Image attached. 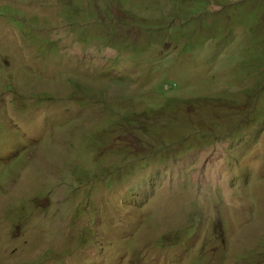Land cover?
Masks as SVG:
<instances>
[{
    "label": "rangeland",
    "instance_id": "rangeland-1",
    "mask_svg": "<svg viewBox=\"0 0 264 264\" xmlns=\"http://www.w3.org/2000/svg\"><path fill=\"white\" fill-rule=\"evenodd\" d=\"M253 43L264 0H0V264H264Z\"/></svg>",
    "mask_w": 264,
    "mask_h": 264
},
{
    "label": "clouds",
    "instance_id": "clouds-1",
    "mask_svg": "<svg viewBox=\"0 0 264 264\" xmlns=\"http://www.w3.org/2000/svg\"><path fill=\"white\" fill-rule=\"evenodd\" d=\"M77 85H79V84H77ZM166 91V90H165ZM171 102H173V101H170V102H167V101H165L164 102V104H163V106H165V109L168 111V109L171 107V105L169 104V103H171ZM172 114V113H171ZM126 117H128V116H125V119H127ZM132 118H133V116H132ZM207 120H211V119H203L202 120V123L203 122H205V121H207ZM214 130L210 133V135H208V136H210V138H212L211 140H212V142H213V140H214V143L215 142H217L218 140H221V139H223V138H234V137H232V133H234L233 132V129L232 130H229V129H227L225 132H224V127H223V124H222V122H221V120L220 119H218V116L217 115H215L214 114ZM130 122H135V120H130ZM124 123H125V121L123 120V126H124ZM114 128H112L113 130L112 131H114V129H116V126H113ZM109 135V134H108ZM111 135V134H110ZM198 136H199V141H201V142H206L204 139H205V132L203 131V128L201 127V129L199 130V132H198ZM99 139V138H98ZM94 142H96L97 144H104L103 142H104V139H102V138H100L99 140H98V142H97V140L96 141H94ZM209 142V141H208ZM207 143V142H206ZM102 148V147H101ZM132 161H136V157H134V156H128L127 157V162L128 163H130V162H132ZM148 166V165H147ZM144 168V167H143ZM85 211V210H84ZM150 221V218H148V220H147V222H149ZM82 239V238H81Z\"/></svg>",
    "mask_w": 264,
    "mask_h": 264
},
{
    "label": "trees",
    "instance_id": "trees-1",
    "mask_svg": "<svg viewBox=\"0 0 264 264\" xmlns=\"http://www.w3.org/2000/svg\"><path fill=\"white\" fill-rule=\"evenodd\" d=\"M237 15H238V14H237ZM256 17H257V16L254 15L253 19H252V18H249V19H248V22H249V23L247 24V27H248L249 29L246 28V30H247L248 33L251 31L250 27L253 26L251 23H252V21H253ZM254 46H256V43H253V44H252V51H253V53H254V52L257 53V48L254 47ZM257 54H258V55H263L261 52H259V53H257ZM263 56H264V55H263ZM96 140H97V142H98L99 139H98V138H95L94 141H96Z\"/></svg>",
    "mask_w": 264,
    "mask_h": 264
}]
</instances>
